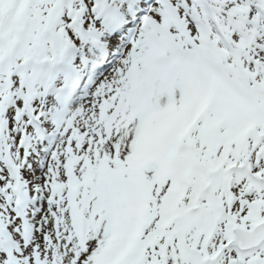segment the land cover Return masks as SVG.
Masks as SVG:
<instances>
[{"label":"snow or ice","instance_id":"6c2138e0","mask_svg":"<svg viewBox=\"0 0 264 264\" xmlns=\"http://www.w3.org/2000/svg\"><path fill=\"white\" fill-rule=\"evenodd\" d=\"M0 264H264V0H0Z\"/></svg>","mask_w":264,"mask_h":264}]
</instances>
